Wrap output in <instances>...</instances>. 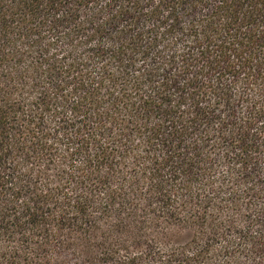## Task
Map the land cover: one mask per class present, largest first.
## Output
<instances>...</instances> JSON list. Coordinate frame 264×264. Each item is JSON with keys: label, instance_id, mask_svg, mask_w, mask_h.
Masks as SVG:
<instances>
[{"label": "trees", "instance_id": "16d2710c", "mask_svg": "<svg viewBox=\"0 0 264 264\" xmlns=\"http://www.w3.org/2000/svg\"><path fill=\"white\" fill-rule=\"evenodd\" d=\"M0 264H264V0H0Z\"/></svg>", "mask_w": 264, "mask_h": 264}, {"label": "rangeland", "instance_id": "374dc122", "mask_svg": "<svg viewBox=\"0 0 264 264\" xmlns=\"http://www.w3.org/2000/svg\"><path fill=\"white\" fill-rule=\"evenodd\" d=\"M74 259L73 258H68V262H70V263H72V261H73Z\"/></svg>", "mask_w": 264, "mask_h": 264}]
</instances>
